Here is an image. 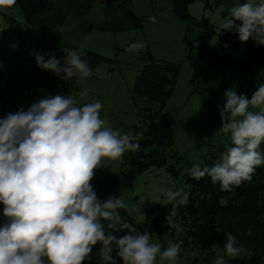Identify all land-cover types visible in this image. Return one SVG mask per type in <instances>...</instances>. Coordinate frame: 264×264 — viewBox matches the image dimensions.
<instances>
[{
  "label": "clouds",
  "instance_id": "clouds-1",
  "mask_svg": "<svg viewBox=\"0 0 264 264\" xmlns=\"http://www.w3.org/2000/svg\"><path fill=\"white\" fill-rule=\"evenodd\" d=\"M17 0H0V8H11ZM152 23L156 17H149ZM220 31L238 35L245 43L252 39L264 46V0H246L230 8ZM15 50L16 45L11 46ZM144 44L126 49L135 52ZM38 67L53 72L64 81L92 75V67L79 51L65 54L63 64L54 54L35 53ZM82 95H84L82 93ZM220 110L221 128L231 133V143L211 166L200 163L188 168L196 181L209 177L220 190L232 192L251 181L258 166L264 165V84L249 99L234 89L225 91ZM258 108L253 112L249 108ZM100 102L78 106L69 97L45 95L27 110L0 117V204L6 222L0 225V264H84L93 248L100 244L104 264H155L174 262L182 241L166 247L150 243V233H137L120 216L127 204L116 195L101 201L91 181L101 161L120 159L126 151L137 152L143 131L121 134L106 126L100 117ZM173 206L165 217L168 232L181 231L176 221L178 206H187L190 193L183 188L166 193ZM174 202V203H173ZM140 197L136 206L142 208ZM111 231H105V223ZM126 232L123 236L114 233ZM243 249L235 237L226 233L225 256L236 258ZM115 253V255H113ZM216 264H228L218 256Z\"/></svg>",
  "mask_w": 264,
  "mask_h": 264
},
{
  "label": "rangeland",
  "instance_id": "rangeland-1",
  "mask_svg": "<svg viewBox=\"0 0 264 264\" xmlns=\"http://www.w3.org/2000/svg\"><path fill=\"white\" fill-rule=\"evenodd\" d=\"M208 2L210 5H208ZM242 4L240 0H194L190 13L197 19L208 18L217 27V33L203 35L200 43L215 45L220 34V25L230 8ZM131 8L135 14L156 17L152 23L148 18L144 27L128 32H102L93 30L88 34L81 32L79 21L69 19L60 29L47 34L24 25L21 7L16 4L11 8H0V82L7 90V97L16 100L18 110L27 108L45 95L55 96L58 84L52 80H41L37 74L35 53L54 54L61 63L65 54L79 51L92 67V75L86 78L73 77V87L69 97L78 106L86 103L100 102L101 119L106 126L121 134L143 131L144 138L149 136L150 117L147 115L145 101L133 92L136 76L140 74L147 62L144 54H152L156 59L178 64L179 76L172 95L160 112L157 104L151 105L152 113L158 120L162 112H168L175 128L173 143L167 151L165 166L152 168L138 174L129 164L136 152L126 151L117 160L107 158L101 161L100 170L109 171L120 176L122 199L132 218L143 221L148 207L156 203H167L166 193L183 188L188 191L191 178L187 169L201 161L209 152L222 147H231V133L225 135L218 131L222 124L215 123L214 118L206 112L208 107L218 104L223 107L225 91L234 89L237 94L249 99L256 91L255 76L239 73L233 67L213 68L204 88V95L194 92L192 84L193 68L187 58L184 36L185 23L174 13L170 0H134ZM6 15H13L17 21L11 25ZM102 0H97L93 10L88 14L92 23L102 18ZM142 42L144 47L135 52L126 49L130 44ZM16 45L15 50L11 47ZM86 51H92L107 57L108 60L94 64ZM75 86L77 88H75ZM82 93L84 95H82ZM3 98H0V105ZM250 111H259L250 106ZM0 113V117H3ZM140 197L145 199L142 208L136 206ZM181 231L171 230L164 234L150 235V243L169 244L177 242L186 235L184 226L177 221ZM225 257L228 264H264V259H255L248 250H243L236 258H227L224 246L214 241L209 248L190 243L181 249L178 258L161 261L157 257L155 264H216V258ZM99 264H104L100 259ZM118 264V263H117Z\"/></svg>",
  "mask_w": 264,
  "mask_h": 264
},
{
  "label": "trees",
  "instance_id": "trees-1",
  "mask_svg": "<svg viewBox=\"0 0 264 264\" xmlns=\"http://www.w3.org/2000/svg\"><path fill=\"white\" fill-rule=\"evenodd\" d=\"M97 0H17L23 13L24 25L47 34L63 27L69 19H77L82 33L88 34L93 30L102 32H128L142 29L147 16L135 14L131 8L134 0H102V18L92 23L88 14L93 10ZM174 13L185 23L187 58L193 68L192 84L194 92L204 95L209 72L213 68L224 69L233 67L239 73H249L255 76L258 87L264 84V46L256 44L252 39L242 43L235 31L220 34L215 45L200 43L203 35L217 33V27L208 18H195L189 11L194 0H170ZM223 0H215L221 3ZM241 3L246 0H240ZM208 5L210 3L208 2ZM229 11V10H228ZM11 25L21 23L13 15H6ZM94 64L107 61L102 54L86 51ZM148 59L143 65L140 74L136 76L133 92L146 103L147 115L150 117L149 136L140 141V148L134 156L124 164H129L135 172L142 174L152 168H161L166 164V153L173 143L175 128L168 112H162L157 120L152 113L151 105L157 104L161 112L172 95L178 80L180 67L178 64L156 59L152 54H144ZM41 80L57 82V94L69 96L73 87L71 81H64L51 71L36 68ZM1 76V75H0ZM1 80V79H0ZM75 88H77L75 86ZM205 96V95H204ZM0 113L6 115L18 111L16 100L7 97V90L0 82ZM221 107L214 104L206 112L214 118V122L221 123ZM228 147L209 152L200 163L202 166H211ZM260 150H264V142ZM91 184L103 201L110 195L122 199L120 176L97 169ZM190 202L185 206H178L176 221L184 226L185 236L179 237L182 241L181 249L195 244L209 248L214 241L224 246L226 233H231L237 246L248 250L255 259H264V165L258 166L251 181L243 182L232 192L220 190L219 182L213 184L209 177L200 181L191 179L189 190ZM123 200V199H122ZM174 203V202H173ZM172 203H156L147 208L143 221L132 218L127 209H120V216L127 220L137 233L145 231L151 235H162L168 232L165 217L172 208ZM3 205L0 204V225L6 222L2 215ZM105 223V231H111ZM123 236L126 232L114 233ZM163 244L162 247H166ZM100 244H97L84 264H99ZM115 255V253H113ZM118 264L122 262L117 259Z\"/></svg>",
  "mask_w": 264,
  "mask_h": 264
}]
</instances>
